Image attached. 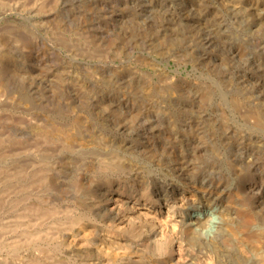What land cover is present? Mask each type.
<instances>
[{
	"label": "rangeland",
	"instance_id": "1",
	"mask_svg": "<svg viewBox=\"0 0 264 264\" xmlns=\"http://www.w3.org/2000/svg\"><path fill=\"white\" fill-rule=\"evenodd\" d=\"M0 234V264H264V0H0Z\"/></svg>",
	"mask_w": 264,
	"mask_h": 264
},
{
	"label": "bare ground",
	"instance_id": "2",
	"mask_svg": "<svg viewBox=\"0 0 264 264\" xmlns=\"http://www.w3.org/2000/svg\"><path fill=\"white\" fill-rule=\"evenodd\" d=\"M68 136H69V138L72 140L73 138H75V136H74V134H71V133H69V132H65ZM119 200L118 199H115L114 200V204H116L118 207H119V202H118ZM28 205V204H27ZM121 207V206H120ZM24 208V207H23ZM44 208V207H43ZM27 209H29V208H27ZM41 209V208H40ZM47 209V208H46ZM131 209H132V211H133V215H130V217H128L127 218V220H131V221H135L136 219H138L139 220V218L140 217H149V218H151L153 221H155L156 220V217H157V214L158 213H155V214H151V213H149V212H147V211H142V208H138V207H135V206H133V207H131ZM34 210H35V208H34ZM44 210V209H43ZM25 211V210H24ZM23 211V212H24ZM31 211V210H30ZM29 211V212H30ZM42 211V210H41ZM22 212V213H23ZM32 212H34L33 211V209H32ZM45 212V211H44ZM48 211H46V213H47ZM27 213H28V211H27ZM26 213V214H27ZM35 213V212H34ZM38 213V212H37ZM54 213H56V209L53 211V210H50L49 211V213L48 214H50V215H54ZM40 214H41V212H40ZM43 214V213H42ZM47 214V215H48ZM24 215V214H23ZM45 215V214H44ZM168 216H167V218L169 219V217H172V215L170 216L169 214H167ZM28 216V215H27ZM49 216V215H48ZM33 217V216H32ZM38 218H40V217H43V215L41 216L40 215V217L39 216H37ZM44 217H46V215L44 216ZM19 218V217H18ZM25 218V217H24ZM21 219V218H20ZM23 219V218H22ZM21 219V220H22ZM72 219V218H71ZM71 219L69 220V221H71ZM42 220V219H41ZM44 220H45V218H44ZM78 220V219H77ZM77 220H75V222H76V224H77ZM81 220V219H80ZM170 221H174L175 220V217L173 216L171 219H169ZM18 221H19V219H18ZM27 221V220H26ZM30 221V223H31V220H29ZM17 222V221H16ZM20 222V221H19ZM40 222V221H39ZM72 222V221H71ZM143 220H141L140 221V224H141V226H142V224H143ZM177 222V221H176ZM180 222H181V224H183L185 227H189L191 230H192V234H196V235H198V236H200L201 237V239L204 241V243L205 244H210V241H211V239L212 238H215V234H216V232H217V227H218V222H219V219H218V216L212 211V210H210V209H205V210H202V211H198V212H196L193 216H190V215H188L187 217L186 216H184V217H182L181 219H180ZM37 222H35V225L34 226H36L37 224H36ZM41 223V222H40ZM40 223H39V226H40ZM43 223H45V222H43ZM80 223H81V221H80ZM33 224V223H32ZM42 224V223H41ZM74 224V223H73ZM79 224V223H78ZM30 225V224H29ZM28 224H27V226H29ZM21 226V225H20ZM25 226V225H24ZM26 226V227H27ZM38 226V227H39ZM42 226V225H41ZM41 226H40V228H41ZM140 226V227H141ZM6 227V226H5ZM5 227H4V229H5ZM7 227H9V226H7ZM17 227V226H16ZM19 227V226H18ZM44 227V226H43ZM2 228V227H1ZM28 228V227H27ZM32 228V227H31ZM154 227H152V229H153ZM8 229V228H7ZM12 229V228H11ZM15 230V229H14ZM28 230V229H27ZM29 230H30V228H29ZM5 231H6V229H5ZM8 231V230H7ZM33 231V230H32ZM9 232H10V230H9ZM8 233V232H7ZM25 233V232H24ZM29 234H30V232H29ZM1 235V234H0ZM20 237V236H19ZM29 237V236H28ZM31 237V236H30ZM32 237L33 238H31L30 240V242L32 243V239H34V242H35V245H36V250L38 251V254H40L44 249H42L43 248V246L40 244V243H43V241L45 242V241H47L48 239H51L52 240V237H53V234H52V232H51V229L49 228V229H46V230H41V229H36L35 231H33V234H32ZM4 238V237H3ZM83 239L85 240V243H86V241H88V238H87V236L85 235V236H83ZM2 240V239H1ZM4 240V239H3ZM26 240V239H25ZM84 240H82L81 242H84ZM7 241V240H6ZM10 241V240H9ZM22 241H24V240H22ZM21 241V242H22ZM89 242V241H88ZM3 244H4V242H3ZM11 244V243H10ZM9 244V245H10ZM20 244V243H19ZM18 244V245H19ZM22 244V243H21ZM29 244V243H28ZM17 245V244H16ZM17 245V246H18ZM1 246V245H0ZM4 246V245H3ZM42 247V248H41ZM5 248V247H4ZM42 250V251H41ZM43 253V252H42ZM37 254V256L35 257V258H33L34 259V261H33V263H35V264H47L45 261H43L42 260V258L39 256ZM41 255V254H40ZM43 255V254H42ZM49 258H50V256H48ZM46 258V257H45ZM44 258V259H45ZM5 260V259H4ZM6 261V260H5ZM4 262V261H3ZM2 264V263H1Z\"/></svg>",
	"mask_w": 264,
	"mask_h": 264
}]
</instances>
